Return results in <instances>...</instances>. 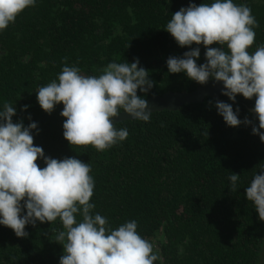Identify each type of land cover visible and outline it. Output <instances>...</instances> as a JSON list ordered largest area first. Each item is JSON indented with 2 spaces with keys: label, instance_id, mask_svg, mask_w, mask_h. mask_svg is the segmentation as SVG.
I'll use <instances>...</instances> for the list:
<instances>
[{
  "label": "trees",
  "instance_id": "16d2710c",
  "mask_svg": "<svg viewBox=\"0 0 264 264\" xmlns=\"http://www.w3.org/2000/svg\"><path fill=\"white\" fill-rule=\"evenodd\" d=\"M211 2L37 0L0 32V107L9 103L16 108L14 122L38 123L34 145L47 156H74L91 165L93 211L107 217L113 229L136 220L138 233L152 243L159 257L153 264L264 262V221L245 195L254 175L264 168V142L252 133L251 124L228 126L215 107L219 100L208 97L178 111L152 113L148 122L116 123L129 136L109 149L71 146L63 136V106L47 113L35 105L36 91L57 79L65 65L79 67L86 76H99L111 62L136 58L154 81L145 99L195 89L199 83L183 73L168 72V57L182 56L190 48L180 47L164 28L181 7ZM234 3L248 6L258 22L249 49L254 52L264 45V0ZM200 47L197 62L202 64L206 49ZM138 95L144 94L138 90ZM220 101L232 104L234 110L238 106L239 118L258 126L246 107H254L255 97L238 94L233 102L222 95ZM37 163L46 166L39 159ZM234 173L240 174V181L231 192L228 177ZM62 230L59 219L52 225L38 221L26 225L29 236L22 238L0 225V264H59L63 245L54 240Z\"/></svg>",
  "mask_w": 264,
  "mask_h": 264
},
{
  "label": "clouds",
  "instance_id": "9594fccd",
  "mask_svg": "<svg viewBox=\"0 0 264 264\" xmlns=\"http://www.w3.org/2000/svg\"><path fill=\"white\" fill-rule=\"evenodd\" d=\"M37 0H0V32L15 23ZM258 22L246 5L234 0H212L210 4L190 3L172 13L165 30L180 47L188 46L182 56H169L170 74L183 73L201 85L210 80L223 82L222 94L233 102L237 95L255 97L253 111L258 126L239 118L240 109L216 101L218 114L228 126L252 125V133L264 142V45H254ZM195 44V47H192ZM217 44L219 46L213 47ZM201 45L206 49L205 63H198ZM227 49V50H225ZM134 62L109 63L99 76L83 75L79 67L65 65L57 79L36 91L41 108L51 114L63 104L60 113L63 136L73 145H92L103 151L129 136L126 128L115 127L116 118L126 114L133 120L148 122L153 111L144 98L154 87L147 69ZM139 92L144 95H138ZM29 106L24 105L23 110ZM16 108L9 103L0 107V225L26 238V225L58 219L63 229L56 242L63 245L59 264H153L159 259L150 241L138 233V223L130 220L113 229L107 217L94 212L90 202L95 180L91 165L76 157L52 158L34 145L33 130L38 123L25 126L14 122ZM29 120L31 116L29 115ZM41 160L44 167L37 161ZM231 192L236 191L240 174L228 177ZM247 200L252 202L258 218L264 221V168L246 187ZM26 210V214H25ZM77 216L82 219L77 220Z\"/></svg>",
  "mask_w": 264,
  "mask_h": 264
},
{
  "label": "water",
  "instance_id": "95a60500",
  "mask_svg": "<svg viewBox=\"0 0 264 264\" xmlns=\"http://www.w3.org/2000/svg\"><path fill=\"white\" fill-rule=\"evenodd\" d=\"M223 89V82L209 81L206 85H198L191 91H168L161 95H155L148 98L151 111L153 113L163 110L178 111L183 106L192 103H201L206 98L211 97L216 100H221ZM252 112L255 113L252 109ZM256 114V113H255ZM126 120H133L126 114H121L116 118L115 122H122ZM258 264H264L258 263Z\"/></svg>",
  "mask_w": 264,
  "mask_h": 264
},
{
  "label": "flooded vegetation",
  "instance_id": "af4514ba",
  "mask_svg": "<svg viewBox=\"0 0 264 264\" xmlns=\"http://www.w3.org/2000/svg\"><path fill=\"white\" fill-rule=\"evenodd\" d=\"M163 94H164V93H163ZM37 104H38V102L35 103L36 106H37ZM60 105L63 106V104H60ZM246 107H247L248 111H250V113L252 114V116H253V117H256V114L252 112V109H254V107H251V106H248V105H246ZM56 110H57V107L54 109V111H53L52 113H54ZM52 113H51V114H52ZM27 114H28V113H27ZM20 120H23V122L25 123L27 119H25V120H24V119H19L18 121H20ZM122 122H123V121H122ZM117 123H119V122H117ZM234 135L236 136V133H235Z\"/></svg>",
  "mask_w": 264,
  "mask_h": 264
}]
</instances>
